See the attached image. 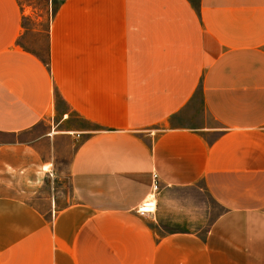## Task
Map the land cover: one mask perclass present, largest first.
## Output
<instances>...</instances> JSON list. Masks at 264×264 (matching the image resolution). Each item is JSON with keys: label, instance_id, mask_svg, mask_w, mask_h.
Returning a JSON list of instances; mask_svg holds the SVG:
<instances>
[{"label": "crops", "instance_id": "1", "mask_svg": "<svg viewBox=\"0 0 264 264\" xmlns=\"http://www.w3.org/2000/svg\"><path fill=\"white\" fill-rule=\"evenodd\" d=\"M41 19L0 0V264H264V0Z\"/></svg>", "mask_w": 264, "mask_h": 264}, {"label": "rangeland", "instance_id": "2", "mask_svg": "<svg viewBox=\"0 0 264 264\" xmlns=\"http://www.w3.org/2000/svg\"><path fill=\"white\" fill-rule=\"evenodd\" d=\"M62 0H19L21 6H23V8H25V10L28 13H32L35 12V14H39L41 16V22H40V29L41 30H46L48 24L50 23L52 16L54 14V12L56 11L58 5L60 4ZM65 162L63 161V165L61 166L63 171L65 172ZM66 175V174H65ZM64 176V175H62ZM46 184V192L48 194L46 195H53L55 189H53V187L55 186H59L60 188H62V190H64V193L66 194L68 192L67 187L65 188V186H67L69 184L68 178H60V177H51V178H46L45 181ZM49 186V187H48ZM50 193H49V190ZM65 188V189H63ZM31 197L32 198H36L38 197V194H32L31 193Z\"/></svg>", "mask_w": 264, "mask_h": 264}, {"label": "built area", "instance_id": "3", "mask_svg": "<svg viewBox=\"0 0 264 264\" xmlns=\"http://www.w3.org/2000/svg\"><path fill=\"white\" fill-rule=\"evenodd\" d=\"M158 189H159L158 176L156 174H154L153 175V187H152V191H153L152 195L153 196L156 194ZM151 208H153V203L152 202H148L140 209V212L144 213V212L150 210Z\"/></svg>", "mask_w": 264, "mask_h": 264}]
</instances>
